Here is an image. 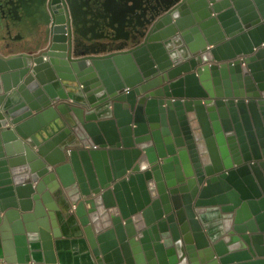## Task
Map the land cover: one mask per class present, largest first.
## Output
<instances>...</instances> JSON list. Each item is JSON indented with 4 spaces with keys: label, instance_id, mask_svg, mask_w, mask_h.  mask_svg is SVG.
I'll return each mask as SVG.
<instances>
[{
    "label": "water",
    "instance_id": "obj_1",
    "mask_svg": "<svg viewBox=\"0 0 264 264\" xmlns=\"http://www.w3.org/2000/svg\"><path fill=\"white\" fill-rule=\"evenodd\" d=\"M134 3L132 42L79 49L59 15L0 54L5 262L57 264L62 212L88 264H264V0Z\"/></svg>",
    "mask_w": 264,
    "mask_h": 264
},
{
    "label": "flooded vegetation",
    "instance_id": "obj_2",
    "mask_svg": "<svg viewBox=\"0 0 264 264\" xmlns=\"http://www.w3.org/2000/svg\"><path fill=\"white\" fill-rule=\"evenodd\" d=\"M133 1H136L134 6H139L146 0H0V54L21 53L32 47L46 48L55 26L54 18L59 15L65 19V29L79 49L87 45L116 48L125 41L115 39L120 34L132 42L141 31L136 26L137 21L143 22L141 18L137 21L133 18L137 13L130 8ZM102 3L105 10L100 7ZM127 13L131 17H126ZM116 20L126 21L125 32L114 31Z\"/></svg>",
    "mask_w": 264,
    "mask_h": 264
},
{
    "label": "crops",
    "instance_id": "obj_3",
    "mask_svg": "<svg viewBox=\"0 0 264 264\" xmlns=\"http://www.w3.org/2000/svg\"><path fill=\"white\" fill-rule=\"evenodd\" d=\"M210 48V47H209ZM27 53H33L38 51L32 47L24 50ZM9 55V54H5ZM58 228L62 229V235L54 238L55 250L58 256L57 264H88L89 260H93V256L88 248V242L83 231L82 225L78 219L74 216L75 224H70L67 221L68 217H64L60 212L58 213ZM53 230V224L51 223ZM0 257L4 259L2 264H6L3 242L0 234ZM30 264H33L32 262Z\"/></svg>",
    "mask_w": 264,
    "mask_h": 264
},
{
    "label": "built area",
    "instance_id": "obj_4",
    "mask_svg": "<svg viewBox=\"0 0 264 264\" xmlns=\"http://www.w3.org/2000/svg\"><path fill=\"white\" fill-rule=\"evenodd\" d=\"M240 59H244L245 56H241L239 57ZM229 61H233V59L229 60ZM4 262V259L2 257H0V264H2Z\"/></svg>",
    "mask_w": 264,
    "mask_h": 264
},
{
    "label": "bare ground",
    "instance_id": "obj_5",
    "mask_svg": "<svg viewBox=\"0 0 264 264\" xmlns=\"http://www.w3.org/2000/svg\"><path fill=\"white\" fill-rule=\"evenodd\" d=\"M234 60H235V59H233L232 62H234ZM241 68H243V65H241ZM246 70L248 71V69H246ZM66 197H67V195H66ZM60 213L62 214V212H60Z\"/></svg>",
    "mask_w": 264,
    "mask_h": 264
},
{
    "label": "rangeland",
    "instance_id": "obj_6",
    "mask_svg": "<svg viewBox=\"0 0 264 264\" xmlns=\"http://www.w3.org/2000/svg\"><path fill=\"white\" fill-rule=\"evenodd\" d=\"M21 48V47H20Z\"/></svg>",
    "mask_w": 264,
    "mask_h": 264
}]
</instances>
